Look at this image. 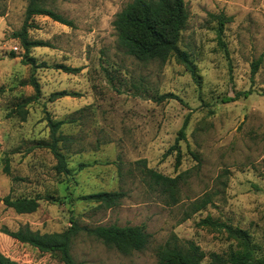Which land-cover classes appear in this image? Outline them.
<instances>
[{
	"label": "rangeland",
	"instance_id": "374dc122",
	"mask_svg": "<svg viewBox=\"0 0 264 264\" xmlns=\"http://www.w3.org/2000/svg\"><path fill=\"white\" fill-rule=\"evenodd\" d=\"M132 1L55 0L51 7L73 25L33 18L29 38L45 43L30 49L34 67L14 36L28 0H0V250L22 263L63 264L58 253L3 231L61 232L74 217L89 226L143 225L151 234L144 250L124 254L83 233L72 249L78 264H157L158 248L169 241L195 242L207 255L202 264H210V253L241 247L225 229L199 224L211 217L248 231L264 257V0H185L189 20L180 48L196 76L176 57L140 61L121 49L114 21ZM219 15L230 18L221 37ZM58 64L80 69L69 74ZM32 76L41 93L23 121L15 108L35 96ZM60 91L76 96L54 98ZM242 91L251 95L237 97ZM48 115L70 121L61 128L72 139L63 148L69 175L54 169L56 158L42 146L50 136ZM186 120L177 165L171 148ZM139 161L183 176L177 204L148 186ZM117 190L127 195L113 208L80 198ZM8 194L40 196V207L18 214L4 206ZM203 198L210 203L193 213Z\"/></svg>",
	"mask_w": 264,
	"mask_h": 264
},
{
	"label": "trees",
	"instance_id": "16d2710c",
	"mask_svg": "<svg viewBox=\"0 0 264 264\" xmlns=\"http://www.w3.org/2000/svg\"><path fill=\"white\" fill-rule=\"evenodd\" d=\"M55 0H28V5L25 12V20L20 31L14 36L18 38L21 45L26 50L25 60L27 64L36 67V62L33 57H29V52L32 47L45 45L43 41H32L29 38V29L33 26L32 20L37 16H47L61 24L72 26V21L63 17L56 12L51 3ZM218 20V35L221 37L224 33L225 24L229 19H225L222 15L216 17ZM189 20V12L185 0H133L117 14L114 21V26L117 31L118 44L123 51L140 61L158 60L166 62L171 57H176L179 61L186 64L194 76H196L195 66L190 60L188 54L180 48V40L183 30L186 28ZM221 39V38H220ZM14 56V53H12ZM259 62L254 63L253 73L258 70ZM45 64V63H44ZM46 65H39L45 67ZM67 73H76L80 68L71 67L64 64L55 66ZM30 84L35 89L34 97H27L17 104L15 112L22 116V120H26L28 114L27 106L34 99H39L41 89L38 80L32 76ZM76 96V93L60 91L53 94L54 98L62 96ZM251 91H242L237 94V97H248ZM169 95H163L159 99ZM232 100V99H230ZM48 126L50 128L49 141L43 143V147L48 148L56 158L54 169L61 174H71L68 158L64 152V147L72 140L70 136L65 135L61 128L64 124L70 121L56 120L47 116ZM188 121L186 120L179 131L176 144L171 150H176L177 165L181 161V150L179 141L186 138L185 130ZM194 156L199 159V156L194 153ZM143 179L152 189H159L163 195L168 198V204L175 205L179 202L180 181L182 175L170 177L162 175V173L147 167L145 161H139ZM84 165L82 164L80 168ZM8 171V167L5 168ZM127 193L125 191H100L82 195L80 198L95 202L100 207L113 208L121 204ZM42 197H13L8 194L3 198V203L7 208L13 209L18 214H32L40 207ZM52 199V197H47ZM210 203L209 198H203L200 202L193 203V213L203 210ZM70 226L67 230L61 232L41 233L35 231L29 226L21 227L16 231L4 229L3 234L12 237L13 239L35 246L42 252H55L60 255L63 264H78L72 249L75 240L83 233L93 236L101 240L104 244L117 249L119 252L129 254L133 251L144 250L151 238V234L143 225H125L118 224L110 225H82L79 219L72 217ZM200 225L210 226L215 229H225L230 235L240 241L241 247L237 250H231L228 253L220 254L212 252L209 255L210 264H264V257L259 255L257 245L250 233L241 228H235L225 223H220L211 217L202 219ZM157 264H202L206 258V253L201 246L193 241H188L185 246H181L177 242H167L160 245L157 250ZM0 264H27L10 258L0 250Z\"/></svg>",
	"mask_w": 264,
	"mask_h": 264
}]
</instances>
